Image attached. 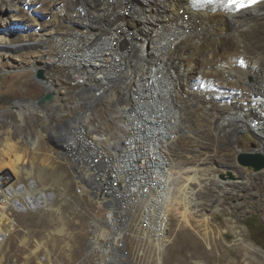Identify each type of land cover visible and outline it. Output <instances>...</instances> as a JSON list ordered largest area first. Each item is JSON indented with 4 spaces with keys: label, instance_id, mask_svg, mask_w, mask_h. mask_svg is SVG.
I'll return each instance as SVG.
<instances>
[{
    "label": "built area",
    "instance_id": "2783aa9c",
    "mask_svg": "<svg viewBox=\"0 0 264 264\" xmlns=\"http://www.w3.org/2000/svg\"><path fill=\"white\" fill-rule=\"evenodd\" d=\"M85 10L80 6L71 22L44 34L29 69L43 95H54L52 87L60 94L69 88L72 103L82 106L65 119L66 136L57 153L74 176L76 194L103 210L88 247L97 249V261L109 264L133 239L157 246L169 237L168 154L180 126L183 99L179 102L176 92L187 81L180 74L183 62L170 55L178 33L100 21ZM122 35L130 39L128 46ZM37 70L43 79L35 77ZM103 102L112 113L107 121L97 117ZM97 229L105 232L104 239H97Z\"/></svg>",
    "mask_w": 264,
    "mask_h": 264
},
{
    "label": "rangeland",
    "instance_id": "374dc122",
    "mask_svg": "<svg viewBox=\"0 0 264 264\" xmlns=\"http://www.w3.org/2000/svg\"><path fill=\"white\" fill-rule=\"evenodd\" d=\"M11 1L0 0V9L3 10L2 7ZM43 1L45 4L42 3ZM74 2L75 0H68L65 11L58 16L59 23H50L52 25L49 26L54 29L57 25L63 27L66 20L71 22L72 14L78 13L77 4ZM44 6L47 10L49 8L56 10L57 5L51 4L48 0H39L37 10ZM5 14L7 16L6 12ZM36 14L38 19L47 18L46 13ZM6 16H0V31L14 27L8 24L12 21L8 18L9 22H7ZM22 16L23 14L19 15V17ZM49 30L44 31V34ZM19 41L18 38L12 41L13 45L18 46L16 49L0 50V149L4 148L7 140L15 143L18 151L27 161L25 167L29 169L32 163L33 180L38 188L51 192L53 199L45 202L46 206L36 211L11 212V219L17 222V227L13 228L6 237L5 244L3 243L4 246L0 251L1 264H99L98 251L95 247L89 249L88 240L94 220L102 217L103 210L99 209L91 198L76 194L71 170L56 155L60 142L56 140L54 126L65 124L67 116L75 109H81L82 106L72 104L73 91L67 88L63 90V94L59 95L60 104L53 105L52 99L45 104L34 105L40 111L42 110L41 112H46L45 116L34 112L32 116H26L25 122L21 123L14 104L27 105L29 104L27 100H38L43 96V88L33 79L29 69L38 53L37 47L21 45L22 42ZM201 84L202 81H198L194 85H199V95L203 96L202 92L206 86L203 89ZM183 100L195 121L199 122L200 117L201 120L202 118L206 120L208 118L206 115L213 114L205 112V109L201 107L205 106V101H200L199 109L194 110V107L188 106L191 104L188 97ZM106 104L103 102L97 105L101 107L97 117L104 121H107L108 112H110ZM192 110L198 112V115H194ZM215 116L219 115L215 114ZM11 124L12 132H9L8 126ZM197 125L187 123L186 130H190L189 133L180 132L179 139L169 149L171 158H174L172 162L174 171L183 173L176 174L173 183L180 186L183 184L182 178L186 176L185 173L192 175L193 170L198 171L197 175L201 179L199 183L201 187L193 182L190 184L195 202L188 204L189 225L181 222L177 211L170 212L169 242L163 250L159 251L153 244L141 246L133 239L127 246L130 257L126 263L230 264V261L235 260L238 264H264L262 254L253 251L249 253V257L245 255L242 244L237 242L234 234V231L242 230L244 240L251 241L264 253V170L246 174L244 168L247 167L241 166L237 161L240 152L258 153L256 148L261 141L247 130L238 134L232 144L223 132L213 128V131L209 130L210 120L201 123L200 126ZM19 138L28 142L38 138L37 150L32 151L29 144L18 142ZM10 155L8 156L11 157ZM0 164L7 167V159L0 158ZM40 169H42L41 173H39ZM202 173H205L204 177L201 176ZM215 175L220 180L230 178L229 189L215 185L213 180ZM45 177L47 178L44 179ZM31 180L24 173L16 181L18 184H27ZM235 180H248V183L244 182L239 187L232 183ZM173 194L177 195L178 192L174 190ZM53 209H59V215ZM179 210L183 212L184 208L180 207ZM201 216L210 219L208 228L212 234L211 248H208L196 232L199 230L198 220L202 219ZM229 219L235 221V227L231 228ZM96 232L98 240L104 239L103 230L97 229Z\"/></svg>",
    "mask_w": 264,
    "mask_h": 264
},
{
    "label": "bare ground",
    "instance_id": "6f19581e",
    "mask_svg": "<svg viewBox=\"0 0 264 264\" xmlns=\"http://www.w3.org/2000/svg\"><path fill=\"white\" fill-rule=\"evenodd\" d=\"M48 1L57 5L56 10L50 8L47 10L46 6H44L38 11L37 3L39 0H12L2 7L3 10L0 9V16L5 17L6 12V21L9 22L11 19L12 22L8 24L12 27L14 26L12 29L8 28L0 31V50L18 48L17 45L12 43L15 38L22 42L21 45L36 46L43 44L44 31L48 29H50L48 32L53 31V28L49 26L52 25L50 23H59L60 19L58 20V16L63 14L68 4L66 3L68 0ZM110 1L75 0L74 3L77 4V10L81 6L86 9L85 12H92L100 21H104L105 18L115 21L118 19L124 21L126 25H132L134 28H138L136 24L138 26L148 25V28H165V30L169 29L174 33H178L176 46L170 55L172 59L176 57L183 62V65H181L183 70L180 74L187 81V84L186 86L181 85L182 90L176 92V99L179 101L188 97L189 103L191 101L188 106L190 108L194 107V110H198L199 104L205 101V106L202 105L201 107L205 109V112L213 113L212 115L205 114L208 116L206 120L202 118L203 122L210 120L209 130L213 128L223 132V135L227 136L231 142L236 140L238 134L248 130L261 141L262 146L256 151L258 154L264 155V1L235 12H225L223 10L213 12L210 9L196 10L194 9L195 1L191 0ZM38 12L46 13L47 18L44 20L38 19L36 16ZM21 14L23 16L19 17ZM18 22L24 23L17 24ZM172 35L173 33H171L170 37ZM120 41L125 46L130 44V39L126 35H122ZM198 81H202L201 87L203 89L206 86V89L202 92L203 96L199 95V85H194ZM52 89H54L52 104L58 105L61 98L59 96L60 92L55 87H52ZM106 99H109L107 94L104 101H107ZM14 105H16L18 118L21 123L25 122L26 116L30 117L34 112L46 115V112H41L42 110L40 111L38 107H35L34 105L36 104L33 102L27 105ZM93 106L90 105L88 107L92 108ZM188 110L184 100H182L180 102V126L176 136L177 140L180 132L184 133L186 131L189 133L190 130H186L187 123L189 125L198 124L199 126L203 123L200 114L199 122L196 120V123ZM194 110L192 111L194 112ZM215 114L220 117L215 116ZM194 115H198V112H194ZM252 123H255V128H251ZM54 127L56 140L62 143L66 136L67 126L63 124ZM8 131L12 132V124L8 126ZM22 139L19 138L18 142L29 144L32 151L37 150L38 138L29 142ZM5 142L4 148L0 149V158L7 159V167L0 164V251L5 244L6 237L13 231L14 222L16 223L14 219H11V212L36 211L41 209L45 202L53 199L51 192H45L44 188H38V185L33 180L32 163L30 168L28 167L29 169L25 167L27 161L24 155L18 151L17 145L8 140ZM9 154L12 156L10 155L11 157H9ZM58 154L56 153L57 157ZM168 158L171 165L169 170L171 189L169 214L177 211L181 222L189 225L187 216L188 204L195 202L190 184L193 182L201 187V184H199L201 179L197 175V170H193L192 175L184 172L186 176L181 177L183 184L177 186L176 183H173V178L176 174L183 173L174 171V166H172L174 158H171L170 153ZM41 170H39V173H41ZM244 170L247 172L246 174L254 173L251 168H244ZM24 173L28 179L32 180L27 184H18L16 180ZM201 176L204 177L205 173H202ZM229 179L220 180L217 175L213 177L215 185H219L226 190L230 186L228 185L231 182ZM244 182L248 183V180L232 181L239 187ZM174 190L178 192L177 195L173 194ZM180 207L184 208L183 212L179 210ZM53 211L59 215V209H53ZM205 216H201L202 219L198 220L200 222L198 224L199 230L196 232L204 240L208 248H211L212 234L208 228L210 219ZM229 221L232 224L231 228L236 226L233 219H229ZM234 234L237 237V242L242 244L245 255L249 257V253L254 251L264 256V253L255 247L251 241L244 240L242 230L234 231ZM168 242L169 237L164 245H157L156 248L161 251ZM118 250L120 251L113 255L117 260L112 263L113 260L111 259V262L108 263L128 264L126 260L130 257L129 252L122 248ZM111 251L109 249L102 258L108 257ZM1 262L2 257H0V264ZM99 264L102 263L99 262ZM230 264H238V262L232 260Z\"/></svg>",
    "mask_w": 264,
    "mask_h": 264
},
{
    "label": "water",
    "instance_id": "95a60500",
    "mask_svg": "<svg viewBox=\"0 0 264 264\" xmlns=\"http://www.w3.org/2000/svg\"><path fill=\"white\" fill-rule=\"evenodd\" d=\"M43 71L42 70H37L35 77L37 79H43ZM53 93H48L43 95L41 98L38 100H27L29 103H34L36 105H42L45 104L48 101H51L53 99ZM16 107V105H14ZM250 134L255 137L253 133L250 132ZM234 144V142H232ZM238 163L241 166L251 168L253 171L260 172L264 169V155L258 154V153H240L237 158Z\"/></svg>",
    "mask_w": 264,
    "mask_h": 264
},
{
    "label": "snow or ice",
    "instance_id": "6c2138e0",
    "mask_svg": "<svg viewBox=\"0 0 264 264\" xmlns=\"http://www.w3.org/2000/svg\"><path fill=\"white\" fill-rule=\"evenodd\" d=\"M258 0H248L249 4L257 3ZM228 6L236 7L238 10L244 9L247 5L245 4V0H228Z\"/></svg>",
    "mask_w": 264,
    "mask_h": 264
}]
</instances>
